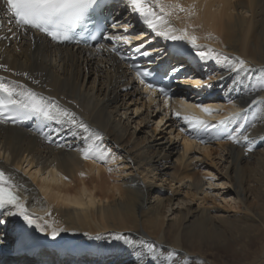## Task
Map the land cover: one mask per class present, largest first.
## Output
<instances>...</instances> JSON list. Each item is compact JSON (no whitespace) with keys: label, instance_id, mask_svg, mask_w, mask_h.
<instances>
[{"label":"bare ground","instance_id":"1","mask_svg":"<svg viewBox=\"0 0 264 264\" xmlns=\"http://www.w3.org/2000/svg\"><path fill=\"white\" fill-rule=\"evenodd\" d=\"M165 2L186 9L170 17L174 27H187L200 38V45L230 58L239 56L256 71L233 85L235 73L215 60H200L187 43L162 38L151 43L156 36L140 24L126 0L115 7V21L129 26L133 43L117 44L119 54L57 45L35 30L25 33L0 4V64L10 69H0V77L54 97L101 134L95 143L107 152L104 158L97 154L85 159L80 149L88 133L54 120L44 123L33 117L23 124H0V167L22 185L19 194L27 198L30 210L49 221H38L46 228L40 232L19 218L4 217L0 261L12 257L16 264H40L20 253L31 248L28 244H43L57 248L43 250L41 261L47 264H139L141 258L144 264H163L138 243L131 246L114 239L123 235L153 243L165 254L175 250L177 264L183 259L188 264H264V105L249 107L252 99L264 96L250 93L255 77L264 76L259 72L264 67V0ZM147 35L152 39L146 47L160 51L157 59L163 51L168 60L190 67L179 74L169 100L143 89L132 75L129 59L140 56L137 36ZM189 56L196 64L187 65ZM188 83L195 92L180 87ZM197 85L210 89L201 92ZM206 94L214 100H206ZM197 104L220 111L205 115ZM239 109H246V121L229 125L231 131L244 125L241 131L253 141L250 152L247 142L234 144L227 134L217 140L212 130L179 122L191 113L211 118V125L213 119L218 123ZM154 116L169 129L170 138L151 128ZM51 227L64 231L53 240ZM97 235L101 239H95ZM60 246L74 255L58 260Z\"/></svg>","mask_w":264,"mask_h":264},{"label":"snow or ice","instance_id":"2","mask_svg":"<svg viewBox=\"0 0 264 264\" xmlns=\"http://www.w3.org/2000/svg\"><path fill=\"white\" fill-rule=\"evenodd\" d=\"M102 3L103 0H0L3 10L9 15L10 20L14 22L17 29L23 30L25 33L35 30L56 43L69 42L74 39L79 43L78 37L82 33H88L90 39H95V32H90L89 30V22L93 19V14L98 9L101 10L100 14H102ZM126 4L133 13L138 15L154 36L162 38L165 41L185 42L193 49H196V56L200 60H215L216 63L223 65L228 72L235 73L232 79L233 85L240 84L243 79L249 78L250 74L256 71L253 66L249 65L247 61L239 56L230 58L227 55L217 53L210 46L200 45L198 43L200 38L193 32H190L187 27H174L170 21V17L177 10L180 12L186 11L180 4L166 3L165 0H126ZM95 27L97 31L100 30L99 24H96ZM111 28L121 29L122 31L120 34L103 36L102 38L111 42L113 46L107 48L105 44L100 43L95 49L96 52L107 50L119 54V50L116 47L117 44L131 45L133 43V34L129 33V26L122 25L118 21L113 20ZM78 29H81L82 32H78ZM137 39L142 38L137 36ZM148 43L150 41L142 39V42L135 45L136 51L145 57L152 56L154 50L146 47ZM0 69L4 72L10 71L4 64H0ZM172 71L175 73L179 72L180 69L173 68ZM259 72L264 73V67H261ZM16 75L28 77V73H16ZM149 75H151L150 72L137 70V77L140 78L141 84H145L144 77ZM218 79L222 80L224 77L220 76ZM5 81V77H0V124H7L9 122L15 124L33 117H39L75 126L88 133L84 138L85 147L80 149L85 159L92 158L97 154L100 158L107 156V152L101 150L95 143L102 139L101 134L92 130L82 120H78L75 112L61 107L59 101L54 97H45L42 93L34 91L26 84H22L16 80ZM255 81L250 87V93L264 92V76L255 77ZM32 82L39 83L36 80ZM197 86L199 87L200 85ZM146 88L152 92L159 91L161 95L170 99L169 93L163 87L157 89L149 82L146 84ZM167 102L166 100L165 103ZM256 104L264 105V96L252 99L249 107ZM195 107L199 108L205 115H212L214 112L220 111L219 109L205 107L202 104H197ZM245 112L246 109L232 111L228 116L218 121V123L220 125H227L229 121L237 119H244L246 121V116L242 115ZM175 115L178 118L181 117L179 111ZM182 119L185 124L194 129L207 131L210 127L207 120L194 114L185 113ZM212 126L214 127V125ZM243 129L244 125L241 124L239 129L228 132L227 139L234 144H240L242 141L247 142V151L250 152L253 150V141L247 134L241 131ZM181 131H184V129H181ZM21 187L22 185H19L12 175L0 169V223L3 222L4 217H14L19 218L28 226L35 227L40 232H45L46 228L38 223V221L43 220L44 225H49V221L45 220L42 216H37L30 210L27 198L19 194V188ZM45 215L50 216L51 213L46 212ZM51 223L54 224L55 221ZM63 231V228L51 227V231L48 234L55 240ZM95 239L99 240L101 237L97 235ZM114 239L116 241H123L124 244L131 246H135L138 243L146 249L148 254L152 255L154 259L162 261L163 264H177L175 250L168 251L165 254V252L157 251L153 243L144 240L137 242L123 235H116ZM139 264H144L143 258L139 260ZM181 264H188V262L186 259H183Z\"/></svg>","mask_w":264,"mask_h":264},{"label":"rangeland","instance_id":"3","mask_svg":"<svg viewBox=\"0 0 264 264\" xmlns=\"http://www.w3.org/2000/svg\"><path fill=\"white\" fill-rule=\"evenodd\" d=\"M142 27L143 26H140L139 27V29L141 28L142 29ZM143 39V38H142ZM152 39V37L151 36H144V39L143 40H148V41H150ZM141 42H142V40H141ZM155 45H156V43H155ZM204 78V77H203ZM162 106H163V104L161 103L160 104V110H161V112H164V110H162ZM155 118L154 119H152V120H150V125H151V128L153 127H156V129L158 130L157 132H161L162 131V133L163 134H165L167 137H169L170 138V136H169V134H168V131H169V129H163L164 127L163 126H161L162 124H160V123H158L157 121H158V116H154ZM168 117V116H167ZM183 120H182V118L180 119L179 118V122H182ZM163 129V130H162ZM164 132H167V133H164ZM178 139V140H177ZM175 141L177 140V141H180L179 140V138H175L174 139ZM176 143V142H175ZM214 144V143H213ZM204 166V165H203ZM202 172H204V170H202ZM214 179V178H213ZM215 179H216V177H215ZM214 179V180H215ZM205 181H206V179H204ZM216 181V180H215ZM208 185V184H207ZM206 186V185H205ZM221 194V193H220Z\"/></svg>","mask_w":264,"mask_h":264}]
</instances>
